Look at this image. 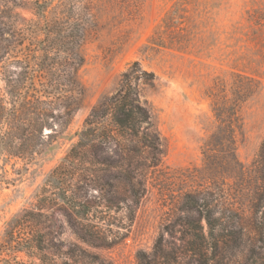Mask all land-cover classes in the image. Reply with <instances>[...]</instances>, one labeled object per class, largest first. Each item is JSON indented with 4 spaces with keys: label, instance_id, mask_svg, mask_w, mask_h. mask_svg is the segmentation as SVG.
<instances>
[{
    "label": "rangeland",
    "instance_id": "374dc122",
    "mask_svg": "<svg viewBox=\"0 0 264 264\" xmlns=\"http://www.w3.org/2000/svg\"><path fill=\"white\" fill-rule=\"evenodd\" d=\"M80 2L0 0V72L5 66L17 76L24 57L43 37L45 18L38 11L45 8L57 18L66 4L75 8ZM92 3L99 7L94 10L99 26L81 47L84 63L78 75L84 95L70 124L55 141L39 145L42 151L30 161L8 152L26 149L25 142L10 139L2 144L11 123L0 117V261L17 257L27 264H200L199 239L194 236L193 244H187L191 236L186 231L198 233L199 223L205 230V221L190 208L186 195L196 193L201 205L208 200L217 204L218 153H210L206 161L207 143L220 133L215 100L225 92L231 102L243 99L238 108L243 126L236 133L238 154L247 166L264 137V0ZM134 6L135 17L127 19ZM170 10L172 17L164 21ZM152 36L155 44H150ZM136 60L158 77V86L146 87L142 100L152 107L159 150L121 152L112 144L97 150L106 163L66 161L91 108L116 90L122 72ZM240 77L260 89L237 95L239 89L226 82ZM5 88L1 80L0 94L5 95ZM50 130L45 127L43 133ZM207 186L215 191L213 201ZM40 207L44 216L36 217L38 221L32 216L35 220L19 230L42 231L41 258L13 251L16 242H6L12 223ZM19 230L16 240L22 235ZM246 255L234 252L230 264H245Z\"/></svg>",
    "mask_w": 264,
    "mask_h": 264
},
{
    "label": "trees",
    "instance_id": "16d2710c",
    "mask_svg": "<svg viewBox=\"0 0 264 264\" xmlns=\"http://www.w3.org/2000/svg\"><path fill=\"white\" fill-rule=\"evenodd\" d=\"M87 1L81 0L75 8L66 4L57 13V18L45 8L38 11L45 18L41 26L43 37L24 57L25 65L17 76H13L5 66L0 72V81L6 85L5 95L0 94V117L11 123L1 142L6 144L18 140L26 143V149L9 150L12 156L32 161L42 151L39 145L55 141L81 106L84 95L78 75L79 67L84 63L81 47L90 35L97 33L99 26L97 12H94L97 5H93V0ZM136 9L135 6L128 9L127 19L129 15L130 19L135 17ZM173 11L166 14L164 21L172 17ZM154 38L152 36L150 44H155ZM243 78L235 79L232 84L225 82L231 89H239L237 95L243 90L256 92L260 89L255 83L254 91L253 81L250 85ZM158 84L154 71L144 68L139 60L132 62L122 72L116 90L91 108L79 132V139L65 160L106 163L107 158L99 157L97 150L112 144L121 152L159 150L160 136L152 107L147 99L142 100L143 90L146 87L155 89ZM227 97L225 92L217 102L215 100L214 111L220 133L217 138L210 135L206 147L209 149L206 151L208 163L210 153L217 152L219 156L217 204L208 200L207 204L201 205L196 193H187L186 201L190 208L200 212L206 227L204 230V225L199 223L198 233H188L187 229L186 233L191 236L187 244H193L194 236L199 239L202 247L198 258L200 264H230V256L234 252L244 251L247 253L245 264H264V137L252 164L247 166L239 157L236 133L243 126L238 110L243 99L231 102ZM221 98L223 101L219 100ZM45 127L51 130L44 134ZM59 169L57 167L53 171L52 177ZM209 179L210 183L214 180L212 176ZM214 193L207 186L206 194L211 201L215 198ZM65 194L61 195L64 200ZM38 210L37 213L27 210L17 218L6 234V242H16L13 251H25L31 257L41 258L37 252L44 250L42 231L38 227L31 232L20 231L21 227H27L31 220H35L34 216H44L41 207ZM17 230L22 233L20 240H16ZM0 264L27 263L15 257L12 260L4 258Z\"/></svg>",
    "mask_w": 264,
    "mask_h": 264
}]
</instances>
